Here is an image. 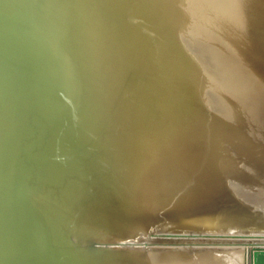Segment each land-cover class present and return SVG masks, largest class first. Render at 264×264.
<instances>
[{
	"label": "water",
	"instance_id": "1",
	"mask_svg": "<svg viewBox=\"0 0 264 264\" xmlns=\"http://www.w3.org/2000/svg\"><path fill=\"white\" fill-rule=\"evenodd\" d=\"M238 1L223 52L238 68L242 51L256 53L257 66L264 0ZM226 4L0 0V264H176L208 248L264 257V162L238 172L244 203L224 179L256 151L263 116L244 104L261 98L200 42L226 24Z\"/></svg>",
	"mask_w": 264,
	"mask_h": 264
},
{
	"label": "bare ground",
	"instance_id": "2",
	"mask_svg": "<svg viewBox=\"0 0 264 264\" xmlns=\"http://www.w3.org/2000/svg\"><path fill=\"white\" fill-rule=\"evenodd\" d=\"M235 1V3H238V0H233ZM241 1V0H240ZM227 4L224 6L225 8L222 10H220V17L219 20L222 21L224 19H226V24H223L221 31L219 30V28L214 27L211 29V24L210 23H206L205 22V26L209 25L207 31L210 34L211 37V41H205V39H200L201 44L203 46V48L205 50H212L215 51L218 55H221L223 50L225 49L222 43L223 37L224 38H228L227 33L231 31H233L232 27H235L237 25L236 20H239V18L237 17V12L239 11H243L245 8H240L238 7V5L234 6V8L231 11V0H226ZM230 3V4H229ZM246 7L248 8H252L253 10H256L257 8V0H247L246 3ZM232 12V13H231ZM262 13H264V9L262 10ZM248 16L245 15L244 18ZM208 20V19H207ZM233 22V23H230ZM224 23V21H223ZM239 23V22H238ZM229 28H227V27ZM216 32V33H215ZM220 35V37H218ZM239 38V35L234 34L232 40L237 43ZM234 44V43H233ZM206 47V48H205ZM241 56H244L243 60H238V64H239V68L238 66H234V59H236V54H233L232 50L229 51H225L223 52V56L220 59L219 63H223L222 65H226L229 69V73H231L232 71L234 73H237V68L240 69L241 73L243 76H247L248 78V84H249V88L252 89V94H249V96L253 95V98H256L258 96V99L261 98V102L257 103L256 105L253 106V104L250 106L248 104H244V106L246 105V108H244V106L242 108L246 109L248 114H262L263 116V122H264V46L262 49V54L260 57V62H258L257 66H254L252 64V61L255 62V56L256 53H252L251 51L249 52L248 50H244L241 53ZM239 55V54H238ZM254 56V57H253ZM212 65V64H211ZM219 68V66H218ZM213 69V68H212ZM221 70V69H220ZM210 83L214 80L213 85L217 86L219 85L220 79H219V70L216 68L215 72L214 70L212 71V78L209 79ZM229 95L235 96L232 93H229ZM238 99L241 96H235ZM233 106L239 108V112L241 111V106L238 102H234ZM257 107V108H256ZM249 108V110H248ZM235 111V110H233ZM243 111V109H242ZM261 132L263 135H261L260 137L257 138H253L254 142L252 143L248 153L251 151V148L256 149V151L254 153H250L248 155H246L241 161H237L235 162L234 160H230L228 163V168L229 170H231V173L227 176L224 177L227 185L231 188V190H235L234 192H237L240 196L237 197L239 203H244L245 198L244 196H246V194L251 196V191L252 190H247L246 188V184L245 183H237L239 182V178L240 176L238 175V172H241V169H243L244 165L247 164V166H250L252 164V160L253 158H261V160L264 162V146L260 145V144H264V128H260V129H256L254 130V132ZM262 138V139H261ZM257 146V147H254ZM231 163V165H230ZM263 168H264V164H263ZM245 173H247L245 171ZM259 178H261L263 180V185H261L260 187L263 188L264 190V169L260 170V174H257ZM250 176V175H247ZM258 178V179H259ZM260 179V180H261ZM225 183V184H226ZM258 187V186H257ZM256 187V188H257ZM241 192V193H240ZM242 194H244V196H242ZM249 197V196H248ZM259 198V196H258ZM264 197L258 199L259 200H264ZM232 201L234 202V200L232 199ZM262 201L260 202L262 204ZM251 211H259V210H255V209H251ZM218 218H224L223 214L219 215ZM217 219V218H216ZM218 220V219H217ZM221 220V219H219ZM223 220V219H222ZM238 227L235 228H223L220 226L214 227V229L212 230V233H216V234H226L228 232H234L235 230H237ZM209 249V250H208ZM206 250V252H189V253H178L175 256L177 257V262L176 264H243V254L240 251H230L226 254L223 253H215L212 250H210V248H208ZM263 256V255H262ZM249 262V261H248ZM264 264V257L261 258L260 254L256 260V262H252V264Z\"/></svg>",
	"mask_w": 264,
	"mask_h": 264
}]
</instances>
